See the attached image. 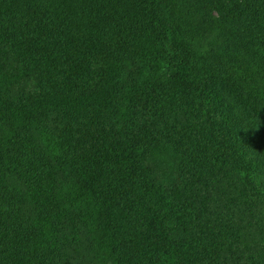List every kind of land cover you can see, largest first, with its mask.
Returning <instances> with one entry per match:
<instances>
[{"label":"trees","instance_id":"16d2710c","mask_svg":"<svg viewBox=\"0 0 264 264\" xmlns=\"http://www.w3.org/2000/svg\"><path fill=\"white\" fill-rule=\"evenodd\" d=\"M210 1L218 53L155 0H0V264H264V0Z\"/></svg>","mask_w":264,"mask_h":264},{"label":"rangeland","instance_id":"374dc122","mask_svg":"<svg viewBox=\"0 0 264 264\" xmlns=\"http://www.w3.org/2000/svg\"><path fill=\"white\" fill-rule=\"evenodd\" d=\"M161 11L165 14L170 13L175 20V23L182 29L192 30L189 33L193 41H199V46H204L210 52L211 49L217 53L219 45L225 48L231 41V38H225L229 29H237L238 33L242 31L239 27L240 22L237 19H230L227 17L221 18V13L213 8L210 0H155ZM224 14V12H222ZM230 21V22H229ZM233 39L234 36L231 33ZM226 53V51H225ZM213 63L220 66L221 71H224L226 65H231V56L229 53L223 54L221 61L217 58L210 56Z\"/></svg>","mask_w":264,"mask_h":264}]
</instances>
